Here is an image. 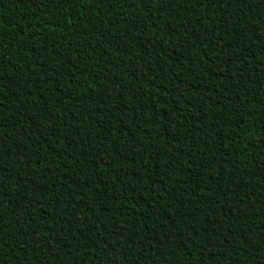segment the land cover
<instances>
[{
  "label": "trees",
  "instance_id": "trees-1",
  "mask_svg": "<svg viewBox=\"0 0 264 264\" xmlns=\"http://www.w3.org/2000/svg\"><path fill=\"white\" fill-rule=\"evenodd\" d=\"M0 264H264V0H0Z\"/></svg>",
  "mask_w": 264,
  "mask_h": 264
}]
</instances>
